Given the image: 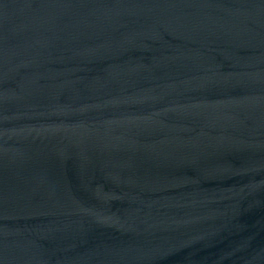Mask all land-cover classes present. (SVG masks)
I'll return each instance as SVG.
<instances>
[{
	"label": "water",
	"instance_id": "water-1",
	"mask_svg": "<svg viewBox=\"0 0 264 264\" xmlns=\"http://www.w3.org/2000/svg\"><path fill=\"white\" fill-rule=\"evenodd\" d=\"M0 264H264V0H0Z\"/></svg>",
	"mask_w": 264,
	"mask_h": 264
}]
</instances>
